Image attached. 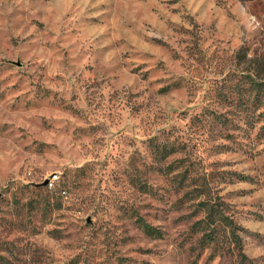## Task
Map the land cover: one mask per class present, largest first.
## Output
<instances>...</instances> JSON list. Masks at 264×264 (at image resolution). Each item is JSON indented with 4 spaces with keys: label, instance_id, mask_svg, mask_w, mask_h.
<instances>
[{
    "label": "rangeland",
    "instance_id": "374dc122",
    "mask_svg": "<svg viewBox=\"0 0 264 264\" xmlns=\"http://www.w3.org/2000/svg\"><path fill=\"white\" fill-rule=\"evenodd\" d=\"M0 264H264V0H0Z\"/></svg>",
    "mask_w": 264,
    "mask_h": 264
}]
</instances>
